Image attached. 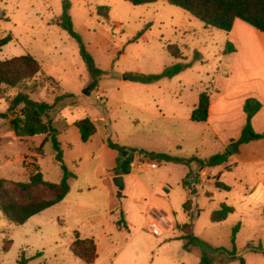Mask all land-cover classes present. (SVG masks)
I'll use <instances>...</instances> for the list:
<instances>
[{
	"label": "rangeland",
	"instance_id": "rangeland-1",
	"mask_svg": "<svg viewBox=\"0 0 264 264\" xmlns=\"http://www.w3.org/2000/svg\"><path fill=\"white\" fill-rule=\"evenodd\" d=\"M64 2L95 66L106 72L100 78L60 25ZM100 6L108 7L106 16L98 13ZM7 38L1 59L28 53L44 74L25 89L0 92V112L6 113L0 119V177L25 180L38 165L45 180L61 178L49 139L36 134L19 140L11 131L9 121L19 114V106L7 108L18 90L51 105L44 120L56 128L62 162L74 177L69 179V196L23 224L0 211V264H18L20 257L25 264H86L71 252L76 232L96 244L91 264H198L204 254L212 264H264V189L257 183L264 168L238 165L230 170L236 144L232 140L226 146L223 140L231 127L222 131L214 121L190 118L201 91L214 99L215 85L226 89L240 79L225 73L230 65L223 52L230 42L228 32L205 26L165 0L139 5L125 0H0V42ZM167 44H175L181 57L172 55ZM175 64L182 68L171 77L152 83L132 78L135 73L159 74ZM83 117L95 127L87 141L73 124ZM105 134L124 147L120 156L128 151L132 162L140 155L139 162L161 167L132 171L135 176L125 178L121 200L110 176V155L103 150ZM225 150L230 151L227 161L211 167L142 156L146 151L206 159ZM216 179L229 189L215 187ZM108 189L115 190L118 205ZM149 203L158 212L152 215L164 229L161 235L148 228L144 214ZM222 203L234 211L225 220L211 221V212ZM189 221L192 228L182 226ZM183 232L197 240L186 247ZM233 246L235 257L230 258Z\"/></svg>",
	"mask_w": 264,
	"mask_h": 264
},
{
	"label": "trees",
	"instance_id": "trees-1",
	"mask_svg": "<svg viewBox=\"0 0 264 264\" xmlns=\"http://www.w3.org/2000/svg\"><path fill=\"white\" fill-rule=\"evenodd\" d=\"M133 5L151 3L157 0H125ZM169 4L175 5L187 11L189 14L203 22L205 26H211L223 30L230 31L233 21L238 18L259 32L264 33V0H165ZM98 13L101 15L108 14L107 6L98 7ZM103 9V13L100 10ZM60 25L73 37L79 47V53L82 59L87 63L89 69L96 73L100 78L106 72L98 69L90 54L86 50L80 36L74 31L69 15L67 14L66 2H64V11ZM9 39H3L0 42V47ZM166 48L175 57H181V52L175 44H167ZM234 50L232 43L227 42L223 50L224 53H230ZM181 65L175 64L172 67L165 69L159 74H144L135 73L132 78L141 83H152L158 81L164 76L171 77L181 70ZM44 73L41 70L39 62L30 54H19L9 58H0V92L3 88H26L27 82L35 80ZM50 77V76H49ZM58 97L55 98V100ZM210 104L209 92L201 91L198 94L196 106L192 109L190 118L194 121H206L208 116V108ZM19 106V114L9 121L11 131L14 135L22 140L25 137L42 134L45 139H49L52 148L55 151V159L60 162L61 178L58 182H50L43 178L38 165L29 172L27 179L20 181H10L0 177V211L11 222L20 225L23 224L30 216L39 213L40 211L59 203L69 191V179L74 177L66 165L62 162L60 142L57 138V130L51 124L50 120H44L46 112L51 108V105L44 101L32 99L27 93L18 90L10 99L7 111H12ZM261 103L254 98H247L243 103V111L245 113V122L241 129L240 136L234 140L235 146L246 143L250 140L264 137V131L257 133L251 127V118L259 110ZM6 117V113L0 112V119ZM74 126L80 133L82 141H87L95 132L93 121L89 117H83L73 122ZM103 142L111 149L118 152L116 158V166L114 173L118 174L120 152L124 149L123 146L113 142L106 134L103 137ZM43 143H41L42 146ZM230 154L229 150L218 152L210 155L206 159H198L190 157L188 159L179 158L163 152H143L144 156H149L159 161L182 163L189 165L190 162H195L199 166H216L227 161ZM188 176V174H186ZM215 187L228 190L229 187L219 181L214 182ZM119 194V193H118ZM190 200H186L183 204L188 210ZM234 211L233 206L222 203L218 209H215L210 214V220L219 222ZM190 226V221L182 226ZM239 223L232 230L231 241L234 243L235 234L238 231ZM182 238L187 240V244H193L197 239L193 234H183ZM10 241L3 244V250H7ZM71 252L86 264H91L96 259V244L93 238H82L75 233V238L71 243ZM230 258L235 257V247L229 253ZM18 264H25V258L20 257ZM198 264H212V261L204 254ZM240 264H243L240 260Z\"/></svg>",
	"mask_w": 264,
	"mask_h": 264
},
{
	"label": "crops",
	"instance_id": "crops-1",
	"mask_svg": "<svg viewBox=\"0 0 264 264\" xmlns=\"http://www.w3.org/2000/svg\"><path fill=\"white\" fill-rule=\"evenodd\" d=\"M228 35L234 50L224 54L225 56H229L230 59V65L227 67L228 70L225 73L227 76H238L240 79L232 87L226 89L215 85V97L212 99L211 94H209L208 116L206 121H204L206 124H212L214 121L216 126L222 131L231 127L230 132H228L231 134L228 135L226 133V137L223 140V144L226 146L230 141L236 140L240 136L245 122L243 103L247 98H254L261 103V107L251 118V127L257 133L264 131V33L236 18L233 21L232 28L228 31ZM103 150L111 158V178L115 175H121L123 188L125 187V178L135 176V173L132 171H139L141 167L151 168L149 167L150 162H139L140 155H134L132 160L135 162H132L127 156L129 153L127 151L125 156H120L119 173L115 174L114 167L116 166L118 152L109 148L105 143ZM230 157H233L235 160L232 163L233 166L230 165V170L236 168L238 165H247L248 168H264V137L237 145ZM160 168L157 165V167L152 169ZM188 170L189 168L186 167L185 174ZM257 183L264 189V171L259 173ZM160 187L162 186L160 185ZM116 190L120 195V200L123 199L125 194L122 189L116 188ZM107 191L109 196L116 202L114 206L118 205L119 202L118 197L116 198L115 196V190L108 189ZM69 194L70 187L68 193L61 201L69 196ZM112 207L110 210H112ZM152 214L158 216V212L153 207V204L149 203L148 209L144 214L148 225L152 220H155ZM162 231H164L163 228Z\"/></svg>",
	"mask_w": 264,
	"mask_h": 264
},
{
	"label": "built area",
	"instance_id": "built-area-1",
	"mask_svg": "<svg viewBox=\"0 0 264 264\" xmlns=\"http://www.w3.org/2000/svg\"><path fill=\"white\" fill-rule=\"evenodd\" d=\"M149 167L151 168H155L157 167V164L155 162H150L149 163ZM148 228L150 229V231L156 235H160L162 233V227L159 225V223L155 220H152L149 225Z\"/></svg>",
	"mask_w": 264,
	"mask_h": 264
},
{
	"label": "water",
	"instance_id": "water-1",
	"mask_svg": "<svg viewBox=\"0 0 264 264\" xmlns=\"http://www.w3.org/2000/svg\"><path fill=\"white\" fill-rule=\"evenodd\" d=\"M123 155L127 153V151H122ZM113 184L118 188V189H123V180L121 175H115L112 177Z\"/></svg>",
	"mask_w": 264,
	"mask_h": 264
}]
</instances>
